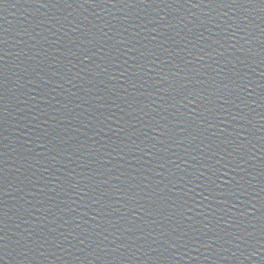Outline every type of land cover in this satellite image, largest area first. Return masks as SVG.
<instances>
[{
    "label": "water",
    "instance_id": "95a60500",
    "mask_svg": "<svg viewBox=\"0 0 264 264\" xmlns=\"http://www.w3.org/2000/svg\"><path fill=\"white\" fill-rule=\"evenodd\" d=\"M0 264H264V0H0Z\"/></svg>",
    "mask_w": 264,
    "mask_h": 264
}]
</instances>
